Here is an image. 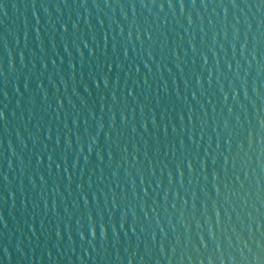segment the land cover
<instances>
[{
	"label": "water",
	"instance_id": "water-1",
	"mask_svg": "<svg viewBox=\"0 0 264 264\" xmlns=\"http://www.w3.org/2000/svg\"><path fill=\"white\" fill-rule=\"evenodd\" d=\"M0 264H264V0H0Z\"/></svg>",
	"mask_w": 264,
	"mask_h": 264
}]
</instances>
